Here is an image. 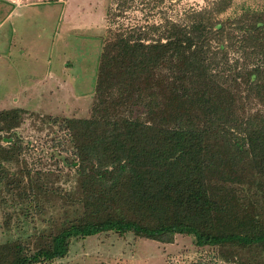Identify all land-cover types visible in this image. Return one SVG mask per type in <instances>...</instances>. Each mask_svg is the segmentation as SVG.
Wrapping results in <instances>:
<instances>
[{"label": "trees", "instance_id": "1", "mask_svg": "<svg viewBox=\"0 0 264 264\" xmlns=\"http://www.w3.org/2000/svg\"><path fill=\"white\" fill-rule=\"evenodd\" d=\"M228 4L219 0L183 21L121 25L104 39L89 116H46L64 135L73 182L59 198L69 208L48 216V228L30 244L1 243L0 264L62 258L72 237L106 231L160 242L191 235L227 263H258L264 255V23L247 14L216 20ZM234 39L242 57L255 56L251 64L228 67ZM23 114L0 110L6 134L0 140L7 139L0 142V185L16 190L24 214H39L40 199L57 188L46 180L49 170L25 165L14 132Z\"/></svg>", "mask_w": 264, "mask_h": 264}, {"label": "rangeland", "instance_id": "2", "mask_svg": "<svg viewBox=\"0 0 264 264\" xmlns=\"http://www.w3.org/2000/svg\"><path fill=\"white\" fill-rule=\"evenodd\" d=\"M218 1L0 0V110H24L14 132L22 139L25 165L31 171L49 170L46 180L57 188L40 199L42 212L33 209L24 214L25 204L21 205L16 190L7 193L0 185V244L16 238L30 244L48 228V216L59 215L69 204L59 198L73 182L64 135L46 116H89L104 39L121 25L183 21L189 12L211 8ZM239 14L264 23V0H229L216 20L234 21ZM232 28L239 32L236 24ZM227 50L230 68L255 60L252 53L242 57L244 52L235 39ZM6 141L5 137L0 140ZM15 167L8 166L10 171ZM35 264L231 263L213 247L196 246L191 235L174 234L171 242H160L132 232L106 231L72 237L65 256ZM257 264H264V255Z\"/></svg>", "mask_w": 264, "mask_h": 264}]
</instances>
